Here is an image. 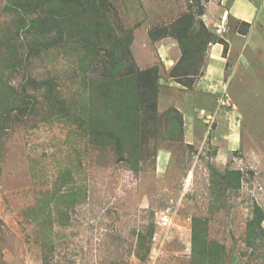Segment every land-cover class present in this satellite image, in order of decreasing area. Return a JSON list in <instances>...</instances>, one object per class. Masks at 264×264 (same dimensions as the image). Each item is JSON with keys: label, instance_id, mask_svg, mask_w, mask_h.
<instances>
[{"label": "rangeland", "instance_id": "rangeland-1", "mask_svg": "<svg viewBox=\"0 0 264 264\" xmlns=\"http://www.w3.org/2000/svg\"><path fill=\"white\" fill-rule=\"evenodd\" d=\"M22 1L0 0V264H264V0L58 26Z\"/></svg>", "mask_w": 264, "mask_h": 264}, {"label": "trees", "instance_id": "trees-1", "mask_svg": "<svg viewBox=\"0 0 264 264\" xmlns=\"http://www.w3.org/2000/svg\"><path fill=\"white\" fill-rule=\"evenodd\" d=\"M50 1L51 0H23L21 3H18V4H19V8L23 9L26 13L32 10L38 11V17H34L32 19L33 21L32 26H37L40 23L39 17L42 18V20L46 22V24H48L49 22H52L55 26H58L57 24L61 22L60 16L59 14L56 15V17L60 19L59 20V19H56L54 17L55 15L53 14L54 12L53 7L56 5H58L59 7L61 6L63 10L67 9V7H70L72 9V15H71L72 23L76 25H79L82 22L88 21L89 16L92 15L91 14L92 8L90 7L89 0H52V3ZM37 19L39 20V22H37ZM47 27L48 25H46L43 29L45 34L47 31L50 32L48 30L50 27L48 28ZM195 234L196 233L194 232L193 233L194 239L196 238ZM200 255L201 257L203 256L202 251ZM202 258H205V257H202Z\"/></svg>", "mask_w": 264, "mask_h": 264}, {"label": "crops", "instance_id": "crops-1", "mask_svg": "<svg viewBox=\"0 0 264 264\" xmlns=\"http://www.w3.org/2000/svg\"><path fill=\"white\" fill-rule=\"evenodd\" d=\"M241 5H239V4H237L235 1L231 4V6L229 7V9L226 11V16H228V15H230V16H233V17H235L237 20H244V19H246V20H248V17H247V13H246V9H244V7H243V9H242V7H240ZM236 7H238V9H236V11L234 12V10H235V8ZM226 19H227V17H226ZM262 31H264V28H263V30ZM233 46H234V44H232ZM243 55V57H245V56H247V55H245V54H242ZM216 61V60H215ZM214 61V63H217V62H215ZM219 64V63H218ZM214 65V64H213ZM216 65V64H215ZM216 70L218 69V65H216V66H213ZM240 66H238V68H239ZM245 67V66H244ZM243 67V68H244ZM257 69H259L258 67H256L255 66V68H254V72L256 73V70ZM263 71H264V69H263ZM219 72H220V69H219ZM258 72H261L260 70L258 71Z\"/></svg>", "mask_w": 264, "mask_h": 264}, {"label": "built area", "instance_id": "built-area-1", "mask_svg": "<svg viewBox=\"0 0 264 264\" xmlns=\"http://www.w3.org/2000/svg\"><path fill=\"white\" fill-rule=\"evenodd\" d=\"M157 219H158V223L161 226H167L170 224L169 217L166 214L160 215L159 217H157Z\"/></svg>", "mask_w": 264, "mask_h": 264}]
</instances>
